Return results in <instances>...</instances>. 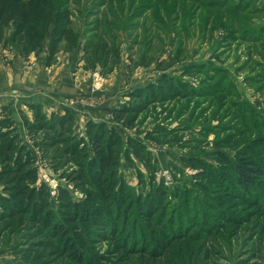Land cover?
<instances>
[{
  "label": "rangeland",
  "instance_id": "rangeland-1",
  "mask_svg": "<svg viewBox=\"0 0 264 264\" xmlns=\"http://www.w3.org/2000/svg\"><path fill=\"white\" fill-rule=\"evenodd\" d=\"M61 3L71 14L70 27L79 35L76 48L66 51L62 43L51 59L45 48L28 55L15 49L0 50L9 67L16 62L24 67L72 63L70 71L59 78L62 88L52 91L56 96L47 92L42 85L46 82L38 75V82L22 84L23 94L48 93L50 101L55 100L42 104L46 114L65 106L75 114L80 129L89 119L105 121L124 138L146 145L157 161L152 163V173L135 161L144 176L140 183L135 167L123 157L119 173L136 194L161 182L169 191L188 190L189 210H183L182 237L174 246L178 260L184 264H264V210L234 197L226 200L200 191L194 185L195 171L185 161L194 157L214 163V152L232 157L253 138L264 136V0ZM105 43L112 56L98 61L88 54L83 57L86 47L89 52ZM164 77L183 80L193 87V94L151 105L133 127L116 124L102 112L105 107L122 104L123 96L131 90ZM76 85L83 87L85 94L69 96ZM12 91V103L0 107L12 105L23 133L16 111L29 116L26 104L35 102L15 97ZM40 178L49 184L62 183L45 163L40 164ZM168 200L172 208L178 203L174 198ZM51 207L55 209V201ZM10 237L6 234L0 244V264H37L34 255L20 249L19 236ZM101 247L102 251L111 249L108 244Z\"/></svg>",
  "mask_w": 264,
  "mask_h": 264
},
{
  "label": "trees",
  "instance_id": "trees-1",
  "mask_svg": "<svg viewBox=\"0 0 264 264\" xmlns=\"http://www.w3.org/2000/svg\"><path fill=\"white\" fill-rule=\"evenodd\" d=\"M70 17L61 0H0V50L28 55L45 48L49 59L62 43L71 51L79 35ZM83 53L93 61L112 56L106 43ZM192 90L183 80L164 77L131 90L122 104L102 112L116 124L133 127L151 105L189 96ZM26 107L29 116L16 111L23 133L12 105L0 107V244L6 234L18 235L20 249L34 255L37 264H184L174 246L182 237L183 210H189L188 190L169 191L161 182L136 194L119 173L122 157L131 167L138 161L152 173L157 161L145 144L124 138L105 121L89 119L80 129L67 108L46 114L40 103ZM211 157L214 163L185 159L195 171L194 185L264 210V136L232 157L221 151ZM40 161L62 182L54 198L39 178ZM135 169L141 183L143 173ZM169 198L178 200L174 208ZM103 244L111 249L102 251Z\"/></svg>",
  "mask_w": 264,
  "mask_h": 264
},
{
  "label": "crops",
  "instance_id": "crops-1",
  "mask_svg": "<svg viewBox=\"0 0 264 264\" xmlns=\"http://www.w3.org/2000/svg\"><path fill=\"white\" fill-rule=\"evenodd\" d=\"M3 60H4L3 56H0V104H4L5 102L12 103L13 96H10L11 95L10 91H12L14 88L15 89L12 92H16L15 97L25 96L24 98H26L25 100H27L28 102L34 101L35 103L44 104L45 102L54 101L55 100L54 98L50 101L49 96L51 95L48 93L46 95L44 94L45 96L43 94L32 93V91L28 92L27 94L25 93L26 95L23 94L24 91L21 89L22 84L26 83V85H31L29 83L38 82L37 80V75H38L41 82H46L47 85L45 84L42 85L46 86L45 89L47 90V92H50L56 96L57 94H55L52 91L53 90L57 91L62 88V85L60 84V82H58L59 78L61 74L70 71L72 64L68 60L67 62L58 65H56L57 62L56 63L53 62L51 66H47L46 63H42V64L39 63V64H35L34 66L26 65V67H24L23 65L25 64L22 65L21 62H16L12 64V67H9L5 65ZM48 84H50L49 87ZM68 94L69 96H71V95H79V94L83 95L85 93L83 92V87H79L78 85H76V87H73L72 91L68 92ZM62 108H68V107L64 106ZM68 109L70 110V108ZM70 111L72 112V110ZM94 121H98V120H94ZM41 163L43 162L40 161V164Z\"/></svg>",
  "mask_w": 264,
  "mask_h": 264
},
{
  "label": "built area",
  "instance_id": "built-area-1",
  "mask_svg": "<svg viewBox=\"0 0 264 264\" xmlns=\"http://www.w3.org/2000/svg\"><path fill=\"white\" fill-rule=\"evenodd\" d=\"M39 178H40V165H39ZM40 180H42L41 178H40ZM42 181H44L45 183H47L48 185H49V188H50V194H51V196L54 198L55 196H56V189H57V185H58V183L57 182H54V183H52V184H49L46 180H42Z\"/></svg>",
  "mask_w": 264,
  "mask_h": 264
}]
</instances>
